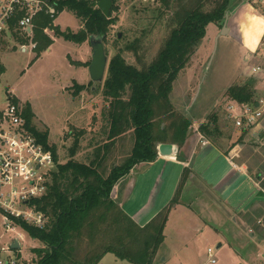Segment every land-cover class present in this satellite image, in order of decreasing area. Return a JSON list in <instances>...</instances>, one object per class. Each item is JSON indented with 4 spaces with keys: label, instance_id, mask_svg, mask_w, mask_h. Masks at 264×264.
Listing matches in <instances>:
<instances>
[{
    "label": "rangeland",
    "instance_id": "1",
    "mask_svg": "<svg viewBox=\"0 0 264 264\" xmlns=\"http://www.w3.org/2000/svg\"><path fill=\"white\" fill-rule=\"evenodd\" d=\"M231 4L234 5H230L226 13L230 15L227 21L230 36L227 34L217 39L224 21L220 27L213 24L207 26L204 38L173 83L170 100L173 109L192 122L190 137H195L193 145L196 150L203 141L216 146L227 157L242 162L252 177L259 175V183L264 187V125L244 131L246 133L242 135L226 113L230 100L226 91L229 87L251 84L252 99L258 92L257 83L251 78V62L247 60L255 52L258 40L264 36V0H236ZM241 6H244L241 9L244 13L240 11L242 19L233 23V11ZM174 8L175 2L169 9H164L156 0H114L110 16L115 23L109 30L105 45L108 61L119 48L133 45V51L123 50L126 62L135 67L148 65L171 31L173 13L177 11ZM55 25L59 32L69 30L77 33L81 28L79 20L67 10L61 12ZM118 34L120 43L114 47L113 39ZM50 39L52 44L46 50L25 54L16 46L18 36L3 40V47L0 48V110L4 109L6 95L11 92L20 101L15 103L22 110L25 105H31L35 114L32 125L39 132H48L47 142L56 149L59 163L69 159L68 151L76 135L79 147L73 159L87 163L92 159L94 150L105 142L108 132V102L102 95L103 82L92 83L90 80L88 66L92 50L89 40L76 44L54 32L50 33ZM77 83L86 86L78 96H74L72 86ZM212 116L218 118L220 136L215 135V139L208 140L198 134L197 129L201 124L211 123ZM125 136L117 145V160L109 159L107 167L121 162L130 151L133 138L129 133ZM214 154L211 151L200 164L196 161L198 167L194 171L198 175L208 174L215 168L217 161L213 158L218 154ZM142 165L135 169L146 172L148 168ZM188 165L186 163V167ZM179 171L180 168L163 163L148 169L143 186L138 184L128 199L127 208L132 215L142 218L143 222L151 214L162 210ZM232 175L237 177L241 174L224 163L220 173L208 179L216 185L217 196H201V202L192 206L193 213L183 208L171 210L164 229V241L158 250L161 258L170 259L174 264H208L206 252L210 249L216 264H264L262 227L254 220L249 231L247 224L253 214L252 211L245 213L249 209L245 208L250 201L244 205L239 202L240 197L256 193L253 185L243 182L232 193L231 200H225L219 192L216 193L218 188L228 185ZM141 179L142 175H138L139 182ZM123 188L124 181L119 190ZM183 191L181 199H191V190ZM115 193L124 203V194L121 195L120 191ZM255 221L260 228L255 226ZM19 234L22 235L20 253H2L0 257L7 260L10 255L17 258L16 264H34L37 257L32 250L40 248V242L30 238L23 230L5 232L0 219V247ZM100 262L128 264L112 254H106Z\"/></svg>",
    "mask_w": 264,
    "mask_h": 264
},
{
    "label": "trees",
    "instance_id": "2",
    "mask_svg": "<svg viewBox=\"0 0 264 264\" xmlns=\"http://www.w3.org/2000/svg\"><path fill=\"white\" fill-rule=\"evenodd\" d=\"M156 1L164 9H169L175 2L177 11L173 13L171 31L148 65L135 67L126 62L123 50L133 51V45L119 48L107 62L102 95L108 102V132L105 142L94 150L89 162L73 159L79 147L76 135L68 151L69 159L59 163L56 149L47 142L48 132H39L33 127L31 109L29 105L24 106L26 128L46 150L51 151L55 162L46 194L32 201L35 209L47 218L46 226L37 229L15 221L30 238L41 244L40 248L32 250L37 257L34 264H99L106 254L128 264H153L164 241L169 212L179 202L188 170L183 171L170 204L143 227L111 199V192L136 165L156 161L158 145L173 144L182 148L190 138L192 122L176 112L171 104L173 83L204 38L207 26L222 25L232 0ZM97 2L60 0V10L71 12L81 28L77 33L59 32L57 27L52 30L55 35L76 44L90 37L101 39L108 56L105 45L115 20L110 15L105 17L97 8ZM49 23L45 17L37 20L35 51H44L52 44L51 39L41 33ZM113 40L116 47L120 40L117 35ZM72 88L74 96L84 90V86L78 84H73ZM226 96L239 103L250 102L253 96L251 84L231 86ZM217 120V116H212L211 123L199 125L198 134L208 140L220 136ZM128 133L133 143L127 156L107 167L109 159L118 157L115 156L119 154L117 145ZM258 178L259 175L255 177ZM258 195L264 196L262 192Z\"/></svg>",
    "mask_w": 264,
    "mask_h": 264
},
{
    "label": "built area",
    "instance_id": "3",
    "mask_svg": "<svg viewBox=\"0 0 264 264\" xmlns=\"http://www.w3.org/2000/svg\"><path fill=\"white\" fill-rule=\"evenodd\" d=\"M60 0H0V40L6 34L19 37V51L33 53L37 48L35 41L36 22L40 17L50 20L49 26L41 33L50 38L55 21L61 14ZM13 35V36H14ZM251 62V78L257 83L258 92L250 102L239 103L229 100L226 106L228 119L241 131L262 126L264 122V36H262L247 60ZM4 109L0 110V219L5 232L22 230L16 224L19 220L28 226L43 229L47 218L37 211L32 201L42 198L48 188L50 172L55 167L51 151L46 150L36 137L26 128L22 108L6 96ZM206 144L205 141L201 142ZM258 225L264 228L261 220ZM22 235L0 247L1 254L19 252ZM17 242L18 248L11 244ZM209 264H216L213 251L206 252ZM0 264H16L10 255Z\"/></svg>",
    "mask_w": 264,
    "mask_h": 264
},
{
    "label": "crops",
    "instance_id": "4",
    "mask_svg": "<svg viewBox=\"0 0 264 264\" xmlns=\"http://www.w3.org/2000/svg\"><path fill=\"white\" fill-rule=\"evenodd\" d=\"M235 1L236 0H232V3L235 2ZM230 5H232V4H230ZM243 8H244V6L243 7L242 6L239 7L237 10L235 8V11H233L234 13L231 16V20L233 21V23H234V21L236 19H239V18L242 19V14H240V11L243 12V10H241ZM228 14H230V13H228ZM228 19H230V15L228 16ZM230 34H231V30L229 29L228 30V36H230ZM13 35L14 34H6L4 36V38L0 40V48L3 47V44H2V42H4L3 40H5L6 38H8V40H9V36H13ZM18 43H19V40L17 41L16 46L18 45ZM78 85L86 86L85 84H78ZM7 93H8V91H7ZM11 94L12 93L10 92V95ZM11 96H12L14 102L15 101L18 102V103L20 102L15 96H13V95H11ZM28 105H30V104H28ZM30 109L32 111L33 116H35L31 105H30ZM263 125H264V122H263ZM236 130H238V129H236ZM238 131L240 133L242 132L241 130H238ZM194 140H195V137L192 136V138L190 137L185 142V144L183 145L182 148H178L177 147L178 151H177V153L175 155H171V156H168V157H163V156H160L157 153L156 161H154L153 163L143 164L148 169L154 168L156 165H159L160 163H163L165 165H170L172 167H178L181 170V172L179 171L177 173L176 177H175L176 181L174 183L175 184L174 188L171 191V193L169 194V197H168V199H167V201H166V203L164 205V208L167 207L170 204L171 200L173 199V197H174V195L176 193V190L178 188V185H179V183L181 181L183 171L185 169H187L189 175H188V177H187V179L185 181V184H184V186H183V188L181 190V193H180V196H179V202H178V204L174 205L171 208V210L175 211L178 208H183V209H186L188 211L191 210V212L193 213L192 206L194 204L198 203V202H201V199H202L201 196H214V195H216L215 194L216 185L214 183L209 182L208 179L214 177L217 173L219 174L220 173V169L223 167L224 163H226V166L228 168L240 173L241 175L237 176V177H234L232 175L230 177V181H229L228 185H224V186L218 188V190H216L217 194L219 192L221 194V196L225 197V200H231L230 198L232 196H234V195H232V193L237 188H239L243 182H246V183L250 182L253 185V188L255 189L256 193L254 192L252 194H248L244 198L240 197L241 200H239V202L241 204L244 205V204L248 203L253 197L259 196L258 195L259 192H262L264 194V190H263L264 187H263V185H261V183H259V181H260L259 178L260 177L258 178V180L255 179L254 177H252L248 172H246L245 165L242 162H239V161L236 162L234 157H227L226 155H224L222 153L221 150H219L216 146L211 145L210 143H206L204 145H202L200 143L201 146L198 148V150H196L197 147L195 148V146H194L195 144L193 145ZM191 143H192V146L190 145ZM196 144H199V143H196ZM211 151L215 152V154H214L215 156L218 154L216 156V158H213V159H215L217 161V163L215 165V168L212 169V171L210 173H208V174L207 173H201L200 175H198L194 171V169L198 167L196 165L197 164L196 161H198L199 164H200V162L202 160H205L206 156ZM186 163L189 164L188 167H186ZM136 167H139V164L136 165L127 175H125L123 178H121L116 183V185L114 186V188L112 189V192H111V199L116 204H118L120 206V208L124 211V213H126L137 225L143 227L152 219V217H155L156 214H158V212H160L161 210L160 211L159 210L156 211L155 213H153L149 217H147V219H145V221L141 222L142 218L139 219L138 216L136 217V216L132 215V213L127 208V202H128V199L131 198L133 190L135 189V187L138 184L143 186V178L145 177V174H147V171H148V169H147L146 172L145 171H141V170L137 171L135 169ZM138 175H142V179H141L140 182H139L140 179L138 180ZM242 176H243L242 180L239 181ZM127 177H129V178L127 179ZM244 177H245V179H244ZM122 181H124V188H123L124 191L122 189L119 190V186L122 183ZM188 187H190V188H188ZM230 187H232L231 190H230ZM183 190H186V192L191 190L190 193H189V195H191L190 196L191 199L186 200V201L181 199L182 194L184 193ZM228 190H230L229 193L227 192ZM118 191H120L121 195L124 194V203H123V201H121V197L117 193H115V192H118ZM259 197H264V196H259ZM225 203H226V201H225ZM171 210H170V212H171ZM250 211H252L253 217H251V219L248 221V224H247L249 226V231L251 230L250 225H252L254 220H256V221L261 220L263 222V224H264V202H256V203H254L245 213H249ZM170 212H169V214H170ZM255 226L257 228L259 227V226H257V222H256ZM261 229L264 232V228H261ZM251 236H252V234H251ZM218 246L220 247L221 245H218ZM20 250H21V248H20ZM20 250L16 254L20 253ZM167 260H169V261H167ZM168 262H170V264H174L173 261H170V259H167V258H164V257L161 258V256L157 252L153 264H167Z\"/></svg>",
    "mask_w": 264,
    "mask_h": 264
},
{
    "label": "water",
    "instance_id": "5",
    "mask_svg": "<svg viewBox=\"0 0 264 264\" xmlns=\"http://www.w3.org/2000/svg\"><path fill=\"white\" fill-rule=\"evenodd\" d=\"M111 7H112V0H98L97 2V8L105 17H109L111 12ZM227 20H228V15L226 14L224 17V23L221 28L220 35L217 37V39L220 36H225L228 34L229 29L227 26ZM117 37L120 38V34H118ZM89 44L92 50L91 61L88 66L89 77L92 83H101L103 82L105 76L108 57L105 53L104 45L101 42V39L90 37ZM177 151H178L177 146L173 144H160L157 147V153L163 157L175 155ZM256 202H264V197L256 196L252 198L248 203V205L246 206L245 210L250 208ZM11 248L12 249L18 248V244L16 241L11 244Z\"/></svg>",
    "mask_w": 264,
    "mask_h": 264
}]
</instances>
